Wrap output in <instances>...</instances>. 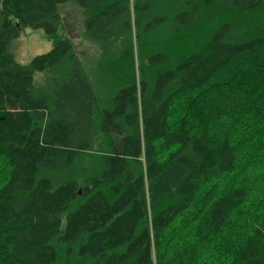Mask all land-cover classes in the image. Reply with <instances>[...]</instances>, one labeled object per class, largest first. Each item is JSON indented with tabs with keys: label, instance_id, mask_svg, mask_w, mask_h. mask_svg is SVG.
Returning <instances> with one entry per match:
<instances>
[{
	"label": "trees",
	"instance_id": "trees-1",
	"mask_svg": "<svg viewBox=\"0 0 264 264\" xmlns=\"http://www.w3.org/2000/svg\"><path fill=\"white\" fill-rule=\"evenodd\" d=\"M0 264H264V0H0Z\"/></svg>",
	"mask_w": 264,
	"mask_h": 264
},
{
	"label": "rangeland",
	"instance_id": "rangeland-1",
	"mask_svg": "<svg viewBox=\"0 0 264 264\" xmlns=\"http://www.w3.org/2000/svg\"><path fill=\"white\" fill-rule=\"evenodd\" d=\"M61 12L63 21L58 31L59 37L71 40L75 58L80 61L85 70L91 71L92 65L101 59L102 50L98 43L92 42L84 34V10L73 2H66L61 5ZM10 48L15 59L27 65L34 57L48 53L53 48V39L42 28H21L19 37L13 40ZM58 76L60 74L56 71L36 72L34 74V94L41 95L48 92L51 80H56ZM91 162L92 158L85 156L82 165L88 166ZM66 216V213L62 215L63 226L66 223Z\"/></svg>",
	"mask_w": 264,
	"mask_h": 264
}]
</instances>
